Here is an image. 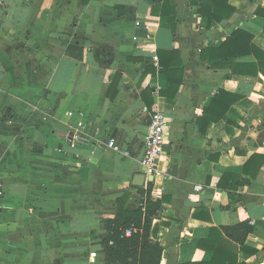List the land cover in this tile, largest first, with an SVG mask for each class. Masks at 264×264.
<instances>
[{"label": "crops", "instance_id": "obj_1", "mask_svg": "<svg viewBox=\"0 0 264 264\" xmlns=\"http://www.w3.org/2000/svg\"><path fill=\"white\" fill-rule=\"evenodd\" d=\"M214 1L0 0V264H104L119 198L140 206L133 181L156 110L166 144L144 186L168 199L154 222L160 264H214L200 241L245 220L255 230L244 245L224 234V247L238 264H264V164L239 202L218 185L225 173L247 180V160L264 155V0ZM202 2L222 20L203 17ZM236 30L253 35L241 55L203 57ZM250 48L261 69L234 73L229 64L258 62ZM171 50L184 68L178 91L160 65ZM220 91L229 97L205 115ZM76 133L88 142L71 144Z\"/></svg>", "mask_w": 264, "mask_h": 264}, {"label": "trees", "instance_id": "obj_2", "mask_svg": "<svg viewBox=\"0 0 264 264\" xmlns=\"http://www.w3.org/2000/svg\"><path fill=\"white\" fill-rule=\"evenodd\" d=\"M213 4H217L215 0ZM211 4L202 2L199 8V12L203 17H207L209 21L217 20L221 21L222 16L219 14H208L206 8ZM175 13V12H174ZM168 15V14H167ZM229 17V14H227ZM171 19L174 21L173 17ZM174 24V22H173ZM253 35H249L245 38V31L236 30L219 48L213 50L207 48L203 50L202 54H207L209 51L220 52L222 50L232 48L230 51L233 55H241V51H235V49L241 45V41L246 40L251 43ZM236 44H238L236 46ZM254 46V45H253ZM256 47H254L255 49ZM254 49L248 50V54H256L258 62L249 64H229L234 73H239L240 68L244 66L247 70L246 73L252 75L257 74L259 68L261 69V54L263 52H256ZM253 50V51H251ZM160 65L162 72L169 76L170 88L173 86L175 91L179 90V87L183 83L184 68H182L181 55L179 51L171 50L169 52H160ZM166 54V55H162ZM243 55V54H242ZM165 56V57H164ZM225 56L221 55V58ZM227 57V56H226ZM161 93H167L161 91ZM229 97L225 91H220L217 94L209 108L205 109L206 113L211 111L218 112L219 106L225 102V99ZM236 101L232 99L227 103V109ZM148 107L151 108V103H148ZM208 118V117H207ZM221 117H216L220 119ZM264 164V155L255 153L245 163L244 174L249 177L244 179L241 175L225 173L219 181V187L229 191V197L231 202L241 201L242 195L236 192V189L240 185L251 183L252 179L257 176V172ZM255 168V171H254ZM225 180V182H224ZM227 182L232 181L228 185ZM138 193L141 195L140 206L137 209H130L128 201L131 198L129 192H125L123 196L119 198L118 207L114 217L107 220L105 229L107 235L104 239L106 246L105 262L104 264H160L163 255V245L157 238V227L154 222L162 217V207L167 198L156 199L153 197V182H149L147 186L136 187ZM131 230V234H127V231ZM255 230V225L251 224L249 220H245L236 223L231 226L213 227L208 239L201 240L199 245L201 247H209L215 252L213 263L214 264H238L237 255L229 249L228 246L224 247L228 241L224 238V234L231 240L237 242L241 246L244 245L247 236ZM218 243V244H217ZM225 252L231 253L229 258L225 260ZM225 255V256H224Z\"/></svg>", "mask_w": 264, "mask_h": 264}, {"label": "built area", "instance_id": "obj_3", "mask_svg": "<svg viewBox=\"0 0 264 264\" xmlns=\"http://www.w3.org/2000/svg\"><path fill=\"white\" fill-rule=\"evenodd\" d=\"M166 126V115L159 110L154 111L151 114L148 133L144 142V153L140 159L142 172L147 178L149 176L155 178L160 173L159 162L164 154V146L166 144ZM69 141L71 144H85L88 142V136L85 133H76L69 137ZM109 146L115 150L120 149L115 139L109 141ZM197 188L200 189V186H197ZM1 194L0 190V198ZM131 233V230L127 231V234Z\"/></svg>", "mask_w": 264, "mask_h": 264}, {"label": "water", "instance_id": "obj_4", "mask_svg": "<svg viewBox=\"0 0 264 264\" xmlns=\"http://www.w3.org/2000/svg\"><path fill=\"white\" fill-rule=\"evenodd\" d=\"M153 177L149 176V180H152ZM133 183L136 186H144L146 184V175L144 173H139L134 177Z\"/></svg>", "mask_w": 264, "mask_h": 264}]
</instances>
